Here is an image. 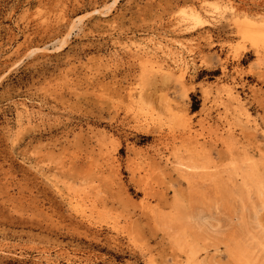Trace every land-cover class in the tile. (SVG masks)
I'll return each instance as SVG.
<instances>
[{
    "label": "rangeland",
    "instance_id": "rangeland-1",
    "mask_svg": "<svg viewBox=\"0 0 264 264\" xmlns=\"http://www.w3.org/2000/svg\"><path fill=\"white\" fill-rule=\"evenodd\" d=\"M261 21L0 0V264H264Z\"/></svg>",
    "mask_w": 264,
    "mask_h": 264
},
{
    "label": "bare ground",
    "instance_id": "bare-ground-1",
    "mask_svg": "<svg viewBox=\"0 0 264 264\" xmlns=\"http://www.w3.org/2000/svg\"><path fill=\"white\" fill-rule=\"evenodd\" d=\"M187 15V14H186ZM185 15V16H186ZM184 16H182L183 19ZM190 20H193L195 22V25H201L202 22L199 18V16L193 11H189V14L186 16ZM185 17V18H186ZM262 23L260 24H248V29H247V35L250 36L252 39L254 38H259V39H264V21H261ZM186 29V28H185ZM244 37V35H242ZM246 39V36H245ZM248 39V38H247ZM158 43V42H157ZM263 43V42H262ZM159 44V43H158ZM260 44V43H259ZM264 44V43H263ZM156 45V44H155ZM157 46V45H156ZM253 47V46H252ZM156 48V47H155ZM161 51V50H160ZM175 57V56H174ZM177 66V65H176ZM185 66V65H183ZM178 68V67H177ZM178 70V69H177ZM176 70V71H177ZM180 77L183 78L182 73H180ZM186 80V79H185ZM186 83V82H185Z\"/></svg>",
    "mask_w": 264,
    "mask_h": 264
}]
</instances>
